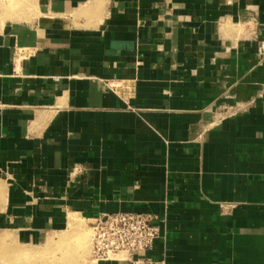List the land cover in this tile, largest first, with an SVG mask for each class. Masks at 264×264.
Masks as SVG:
<instances>
[{"label":"crops","instance_id":"obj_1","mask_svg":"<svg viewBox=\"0 0 264 264\" xmlns=\"http://www.w3.org/2000/svg\"><path fill=\"white\" fill-rule=\"evenodd\" d=\"M117 211L165 264H264V0L0 4V264Z\"/></svg>","mask_w":264,"mask_h":264},{"label":"built area","instance_id":"obj_2","mask_svg":"<svg viewBox=\"0 0 264 264\" xmlns=\"http://www.w3.org/2000/svg\"><path fill=\"white\" fill-rule=\"evenodd\" d=\"M126 90V87H121ZM125 92V95L131 93ZM91 261L119 259L129 264H165L146 254L159 236V216L152 212L117 211L91 222Z\"/></svg>","mask_w":264,"mask_h":264},{"label":"rangeland","instance_id":"obj_3","mask_svg":"<svg viewBox=\"0 0 264 264\" xmlns=\"http://www.w3.org/2000/svg\"><path fill=\"white\" fill-rule=\"evenodd\" d=\"M5 1L0 0V4ZM70 216L69 220L72 219L73 224H69L68 220V229L57 233L35 249H22V255L28 257L25 259L37 264H82L89 259L92 224L83 220L77 221L73 215Z\"/></svg>","mask_w":264,"mask_h":264},{"label":"bare ground","instance_id":"obj_4","mask_svg":"<svg viewBox=\"0 0 264 264\" xmlns=\"http://www.w3.org/2000/svg\"><path fill=\"white\" fill-rule=\"evenodd\" d=\"M70 217H72V216H70ZM73 218H74V217H73ZM71 220H72V219L69 220V224H73ZM73 220H75V219H73ZM69 224H68V225H69ZM73 226H75V225H73ZM72 229H73V228H72Z\"/></svg>","mask_w":264,"mask_h":264}]
</instances>
